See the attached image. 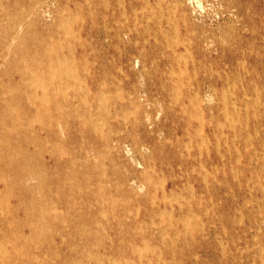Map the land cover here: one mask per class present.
I'll list each match as a JSON object with an SVG mask.
<instances>
[{
	"label": "rangeland",
	"instance_id": "rangeland-1",
	"mask_svg": "<svg viewBox=\"0 0 264 264\" xmlns=\"http://www.w3.org/2000/svg\"><path fill=\"white\" fill-rule=\"evenodd\" d=\"M91 1L89 4L95 3ZM163 1L173 6L175 15L184 13L212 32L220 51L203 63L214 71L195 72L186 56L167 69L168 74L174 73L178 97L188 96L187 125L177 122L176 133L189 132L192 138H182L183 146L169 148L167 144L160 146L162 135H153L154 144L138 146L143 160L132 152V141L148 142L141 132L128 123L116 131L107 126L105 114L109 112L125 114L127 122L135 119L131 116L134 110H126L119 98L89 113L98 129L91 137L79 134L74 118L60 117L66 111L63 98L73 89L78 90L81 100L75 106L82 107L83 102L89 105L86 89L92 90L90 74L111 75L112 67L105 59L89 54L102 51L94 48L93 36L80 31L86 12L94 10L95 4L86 7L83 0H55L40 18V30L22 27L15 39L6 33V42L20 48L9 62L13 60L18 69L29 66V78L33 79H28L30 88L22 90L25 102L0 106V144H13L26 132L34 138L24 137L26 143L16 152L42 151L40 158L32 156L29 162H11L0 155V170L10 172L26 165L37 168L41 159L46 167L56 165L63 176L53 181L43 171L46 179L42 181L19 178L14 183L13 199H6L4 183L0 182V218L8 215L10 204L15 219L14 238L6 228L1 231L0 240H7L0 247V258L5 252L15 255L10 262L0 260V264H264V0ZM38 2L12 0L9 8L20 14ZM165 2L161 5L166 6ZM6 6L0 0V11ZM94 21H98V14ZM2 22L7 20L2 17ZM169 23L177 27L180 37L185 34L180 23ZM67 36L85 39L86 59L80 60L82 50L72 40L71 50L65 48ZM32 37L35 42L60 43L51 46L57 58L44 57L45 47H32ZM88 43L93 46H86ZM117 54L115 47L104 51L109 62H115ZM130 66L137 75L128 82L121 78V86L139 88L144 83L142 73L152 75L155 68L151 58L143 67L141 56L135 55ZM116 68L125 69L120 64ZM49 70L52 76H60L59 82L56 77L49 82ZM65 77L73 82L65 84ZM201 78L209 84L199 85ZM6 88L3 93L0 90V97L3 94L9 100L15 92ZM125 90L106 91L105 97L109 101L115 93L126 102ZM53 101L59 107L51 120L47 114ZM153 116L167 124L161 112ZM17 120L25 125L12 130ZM66 127L72 139L65 141L62 134L63 143L58 144L60 137L59 141L50 135V129L60 134ZM115 138L121 141L117 143ZM91 142L97 148H91ZM85 151L88 154L84 155ZM159 162L164 166L159 167ZM84 178L88 181H81ZM59 181L65 185L63 190H58ZM30 186L32 191L28 192Z\"/></svg>",
	"mask_w": 264,
	"mask_h": 264
},
{
	"label": "bare ground",
	"instance_id": "bare-ground-1",
	"mask_svg": "<svg viewBox=\"0 0 264 264\" xmlns=\"http://www.w3.org/2000/svg\"><path fill=\"white\" fill-rule=\"evenodd\" d=\"M54 1L55 0H39L34 8H31L26 12H24L23 10L20 12V14H18L16 10H14V8H9L12 0H2V3L6 4L7 6L4 10L0 11V90L3 93V91H7L6 87H8L12 88L15 93L14 96L9 100L3 98L2 94V97H0V106L6 107L9 102H25V96L22 90L30 88V85L27 82L28 79H33V77L29 78V66L18 69L13 60L9 62V58L13 57V55L16 54V52H18L20 48L17 47V45L14 46L10 42H6V33L8 34V37L15 39L17 38V36H20V29L22 27H25L26 31L31 29L35 30L36 28L40 30V18L44 13H46V7H48V5H50ZM83 1L87 2L85 3L87 4L86 7H89L90 5L94 6V4L95 6L93 7L94 10L89 8V11L86 12L85 25L80 29V31L83 32L85 36H88L89 34L93 36L92 38H94V48L96 49L97 47H100L102 51H96L95 53L91 52L89 54L93 58H100L103 61L105 59L107 65L112 67L111 73H109L111 75L107 76L104 73H98L96 71L93 72L92 75L90 74L89 81L92 85V90L86 89L87 96L91 100L89 105H86L83 102L82 107H78V104H76L75 106V102L79 103L81 102V100L78 99V90L73 89L70 95L63 98V102L66 105L64 109H66V111L60 117L63 119L74 118L75 125L79 129V134L81 136L91 137L98 133V129L97 127L92 125V116L89 113L93 112L94 110H98V108L101 107L102 104L106 103V101L109 103H116V98H119V104L122 103L123 107L126 110L127 108H132L134 110L131 116H133V118L135 119L129 120V122H127L124 118L125 114L124 116H120L118 114L109 112L108 114H105L107 115V119L109 121L107 122V126L111 129V131H116L129 126L133 128L134 131L141 132L148 142H145V144L140 142L136 143V140L132 141V152L136 153L141 160H143L144 158L139 153L138 146L141 144L142 146L146 145L148 147L149 142L154 144L155 139H153V135H162L163 138L160 146H162V144H167L169 148H172V146H183L184 141L182 138L190 139L192 137L189 132H183L181 136H178L176 133V123L178 122V124H181L180 126L182 127L187 125L184 113H187L188 96H184L181 98L178 97V88L176 85L177 81L173 79L174 73L168 74L167 72H169V70L167 69H172L173 66L177 65L178 61L181 62L180 60L183 58V56H186L187 59L191 61L192 70H195V72L197 70L206 73L210 69L211 71H214V68H211L210 65L203 66V63L211 61L214 58V55L216 56L220 51L213 33L206 30L204 26L195 24L194 21H192L191 18L184 13L175 15V13L172 12L174 9L173 6L163 0H92L93 2H95L94 4H89V0ZM162 2H165L166 6H162ZM77 3L78 2H75V4ZM121 3L124 4V7H121ZM96 14H98V21H94V15ZM26 16L28 17L26 18ZM30 16L32 17V20L29 19ZM2 17L7 20L5 24L2 22ZM172 20L177 21L186 29V32L183 36L180 37L177 27L169 23ZM195 30L196 32H194ZM30 40L33 43L32 47H35L36 44V47H45L42 48V55L44 57L48 59L56 57V50L52 48L54 47L52 45L55 43V45L60 46V43H58L57 41L55 42V40H49L47 42H44V39H42L44 43L35 42L33 37L30 38ZM70 40L73 41L72 43H74L75 46L79 47L80 50H82L79 53L80 60L86 59V56H88V52L84 50V45L86 44L85 39L83 40L81 38H73L72 36L65 37V48L69 51L74 46L73 45L71 47ZM90 45L91 44L88 43V45L86 46ZM188 45L191 47L189 48ZM111 47H115V50H117L118 53L116 57L113 56V61L115 62H109L104 55V51L110 49ZM119 47L120 49L118 50ZM133 55H135L136 57L141 56L143 67L144 62L149 58H151L155 64L152 75H146L145 71L142 73L144 83L139 88H135L134 86H132L131 88L130 86H121L120 81L121 78H126L128 82L131 78L136 77L137 73L134 72L132 67L130 66V60ZM118 64L125 67V69L120 68V74L117 72L120 69L116 68ZM159 66L164 69L162 70L163 72H160ZM32 67L36 68V66ZM47 73L48 74L46 75L49 76L48 79L50 83H52L56 78H59L58 82L60 81V76L55 75L56 78L52 76V70H49V72ZM3 78H5V81L3 80ZM69 81H72V78H64L65 84L71 83ZM205 84H209V82L206 78H201L199 80V85ZM124 88L126 89V95L124 97L127 98L125 99L126 102L124 100L122 101L120 97H117V94H115L120 89ZM106 91L115 92L111 97H109V101L105 97ZM35 98H37V100L39 99L37 96H35ZM50 105L51 112L47 115L52 120L54 119V116L57 115L59 106L55 101H53L52 103L50 102ZM144 106H147L148 108ZM157 112L162 113L163 118L165 119L167 124H163L154 118L153 115ZM30 115H33V113H31ZM79 117L81 118V120L77 121ZM127 123L129 125L125 127ZM26 124L29 126L28 129H31V123L27 121ZM24 125L25 123L22 120H17L15 124L12 123L11 128L12 130L18 131L21 130ZM62 134L64 135L65 141L72 139L71 130L68 127L63 129L60 134L57 130H55V128L50 129V135L57 138V140H59L60 137L61 141L59 140L60 143L58 144L63 143V140L61 138ZM30 136L31 135L26 136L25 132L24 137L26 140L34 138ZM24 137L21 136V138L14 141L13 144L11 142H2L0 144V155H5L11 162H18V159H24L25 162H29L32 159V156L40 158V152L42 150H40L36 154L29 152L19 154L16 152V150L20 149L26 143V141H23ZM31 141L33 142L34 140ZM115 141L119 143L121 139L115 138ZM109 142H113L112 138H110ZM90 146L93 149L97 148V145L93 142L90 143ZM83 154L86 155L88 154V152L85 151L83 152ZM39 161L40 163L37 164V168L26 165L25 167H21L15 171L10 172L5 169L0 170V182L4 183L5 188H3L2 190L5 192L6 199L16 198L14 193V183H16L19 178L29 179L35 177L38 178V180L42 181L46 179L43 171L48 172L49 175L52 176L53 181H55L56 179L59 180V178L63 176V173L56 167V165L54 167H46L41 159H39ZM54 161L55 164H57V160L54 159ZM163 163L164 162H159L157 165L159 167H163ZM34 169H38V171L34 173ZM75 180L77 181V179ZM81 181L86 182L88 180L84 178L81 179ZM59 182L60 183H56L57 186H59L58 190H63L65 185L62 181ZM191 190L192 189H190L189 191ZM31 191L32 187L30 186L28 192ZM177 206L179 205L177 204ZM7 209L8 215L6 217L0 218V236H3V234H1V231L6 228L8 230L9 236L14 238V209L10 204L7 205ZM130 229V226H128L127 230L129 231ZM5 240H0V247L3 245L2 243ZM14 255L15 253L10 254L8 252H5L0 260L10 262L9 259Z\"/></svg>",
	"mask_w": 264,
	"mask_h": 264
}]
</instances>
